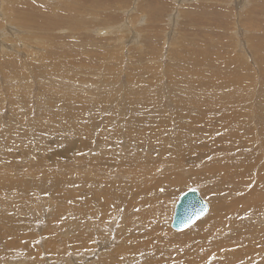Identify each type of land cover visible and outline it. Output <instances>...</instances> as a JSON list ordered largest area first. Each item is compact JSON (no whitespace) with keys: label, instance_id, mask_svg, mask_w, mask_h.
I'll list each match as a JSON object with an SVG mask.
<instances>
[{"label":"rangeland","instance_id":"374dc122","mask_svg":"<svg viewBox=\"0 0 264 264\" xmlns=\"http://www.w3.org/2000/svg\"><path fill=\"white\" fill-rule=\"evenodd\" d=\"M0 35V176L7 169L9 179L57 183L82 169L91 178L80 175L88 181L72 185L74 195L62 188L58 202L37 194L0 215L15 219L21 242L20 254L0 250V264L113 261L127 234L122 196L118 211L106 212L119 195L114 184H141L143 167L157 176H149L150 195L136 201L139 211L148 215L155 205L169 232L204 248L213 242L200 232L214 222L226 233L220 242L237 251L216 264H264V0H0ZM229 168L245 174L241 184L225 177ZM189 189L208 209L174 230L175 204ZM81 207L92 217L80 223L88 240L72 252L63 242L78 238L73 216ZM158 226L149 218L136 230L146 236ZM140 253H125L119 264H183L148 261V247ZM193 254V264H214Z\"/></svg>","mask_w":264,"mask_h":264},{"label":"bare ground","instance_id":"6f19581e","mask_svg":"<svg viewBox=\"0 0 264 264\" xmlns=\"http://www.w3.org/2000/svg\"><path fill=\"white\" fill-rule=\"evenodd\" d=\"M32 5V4H31ZM16 6V5H15ZM126 26V25H125ZM17 32V31H16ZM1 36V35H0ZM238 42V41H237ZM11 49V48H10ZM16 49V48H15ZM56 80V79H55ZM56 85V84H55ZM196 88V87H195ZM197 89V88H196ZM185 93V92H184ZM191 93V92H190ZM171 105V104H170ZM58 106V105H57ZM61 106V105H60ZM168 106V105H167ZM132 107V106H131ZM65 108V107H64ZM55 109V108H54ZM60 109V108H59ZM119 110V109H118ZM90 111V110H89ZM158 111V110H157ZM66 112V111H65ZM183 112V111H182ZM58 113V112H57ZM68 113V112H67ZM126 114V112H123ZM147 113H150L147 111ZM70 114V113H68ZM121 114V112H120ZM153 114V113H152ZM60 115V114H59ZM64 115V114H63ZM74 115V114H73ZM145 116V115H144ZM177 116V115H176ZM175 116V117H176ZM64 117V116H62ZM79 117V116H78ZM126 117V115H125ZM143 117V116H142ZM157 117V116H156ZM155 117V119H156ZM187 117V116H186ZM70 118V117H69ZM131 118V117H130ZM141 118V117H140ZM79 120V118H78ZM141 120V119H140ZM190 120V119H189ZM75 121V120H74ZM125 121V120H124ZM174 121V120H173ZM182 121V120H181ZM138 122V121H137ZM183 122V121H182ZM183 124V123H182ZM154 125V124H153ZM188 125V124H187ZM167 126V125H166ZM184 126V125H183ZM156 127V126H155ZM153 127V128H155ZM157 127H160V126H157ZM23 128V127H22ZM165 128V127H164ZM181 128V127H180ZM141 129V127H140ZM148 129V128H147ZM182 129V128H181ZM187 129V128H186ZM7 130V129H6ZM17 130V129H16ZM23 130V129H21ZM128 130V129H127ZM10 131V130H9ZM15 132V131H14ZM25 132V131H24ZM34 132V131H33ZM144 132V131H143ZM7 133V132H6ZM28 133V132H27ZM124 133V132H123ZM149 133V132H148ZM29 134V133H28ZM152 135V134H151ZM14 136V134H13ZM31 136L34 137V133L32 134L31 133ZM31 138V137H30ZM146 138V137H145ZM33 139V138H32ZM133 141V140H132ZM134 142V141H133ZM105 143V142H104ZM104 150V149H103ZM110 149H107L105 151H108ZM239 159V158H238ZM236 164V163H235ZM234 164V165H235ZM75 165V164H74ZM207 165V164H206ZM231 164H229L228 166H230ZM233 166V165H231ZM236 166V165H235ZM75 167V166H74ZM71 168V167H70ZM88 170H90L91 168H87ZM7 170V169H5ZM4 170V174L3 176L1 175L0 177V188L5 189L7 190V192L5 193V190H3V197L2 199H0V215H2L3 213L4 214H8L7 211H10L11 209H15V208H22V207H25L26 205H28V201H29V198H32V197H36L37 194L39 195H43V194H47L49 197L51 198H58V194L61 195V190L63 189H67L69 191H73L72 192V195H74L75 193V190L72 188H70L72 185L73 187L80 182L81 184L83 183V181H88L87 179H91L90 177L87 176V174L83 173L82 174V169H76L74 170V174L76 176H74L73 178H71L70 180L68 181H64V178H60V179H57V183H47V179L44 178V179H38V178H35V179H30V181H27L26 178L24 179H20V180H13L12 178H6L8 176H12L10 174H8L6 171ZM230 171V173H225V177L227 179H230V180H235L233 178H236V183L237 185L238 184H241L244 180L242 178H244L245 174L242 176V175H239L237 174L234 170H232L231 168L228 169ZM3 171V170H2ZM29 171V170H28ZM223 171V170H221ZM7 173V175H6ZM224 173V172H223ZM223 173L216 176V178H222L223 177ZM63 174V173H62ZM67 174V173H66ZM65 174V175H66ZM233 174V175H231ZM59 175V174H58ZM73 175V174H72ZM81 175V177H86L87 179L85 180H82L79 176ZM151 175H155L157 176V171L156 170H149L147 172V169L146 168H142V171H141V179H140V182L141 184H133V183H130V184H127L126 182H121V181H118L116 184H114V187H118V190H119V195H117L115 198H113L111 200V204L110 206L108 207V209L106 210V212L108 213H116L118 211V209H116L117 207V199L118 197H121V204H122V207L125 206L126 210L124 211V226H123V229L125 232H127L126 236H124V240H125V244L126 245H122L121 246H118L117 249L115 250L114 248V252L112 256H114V259L113 261H111V258H106L104 259V264H119L121 262V260H123L124 257V254L129 252L131 255L134 254L135 256H137L138 253L141 252V250L144 248V247H148L149 249L153 250V253L151 255H149L148 257H146L145 259L148 261L150 260H155V259H158V258H161V259H172V260H179V261H183V264H193V262H196L198 261V258L194 257L195 258V261L191 260L189 261V257H191L192 255H194L193 253H197L198 257L201 259V261H203L204 263H207V262H212L214 264L216 263H223L225 262L226 259H233L235 258V256L237 255V251H229L228 252V247H227V244L228 243H225V244H222L220 242V238L222 236H224L226 233L221 231L220 227L216 224H214V222L212 224H209V225H204L202 227L203 228H206L207 229V232H200V234H202L200 237L202 238L201 241L205 242V244L207 243H211L213 242L212 245H207L206 248L204 247H199L197 246L196 242L194 241V239L189 243V242H186V236L182 235V236H177L178 234H172L171 232H169V230L166 228L165 224H164V221H163V215H162V211L161 209L158 210V212L161 214L159 215H153L155 214L153 212V209H155V205H151V212L147 214H145L144 212H141L139 211V207L138 206H135V203L138 199H142L144 201V196L146 197L147 195L149 196L150 195V187L151 186V179L149 178V176ZM61 177V176H60ZM71 177V176H70ZM92 177V176H91ZM51 178V177H50ZM179 178V177H178ZM260 179V177H259ZM52 181L55 180V178H52L51 179ZM258 180V179H256ZM51 181V182H52ZM173 181L176 183V180L173 179ZM259 181V180H258ZM211 182V181H210ZM261 182V180H260ZM177 183L180 184L181 183V179H177ZM246 183V182H244ZM263 183V182H262ZM250 184V183H249ZM234 185V183H233ZM257 185V184H256ZM262 185V184H261ZM112 186V185H110ZM245 186V185H244ZM247 186V185H246ZM232 187V186H231ZM239 187V186H238ZM261 187H264V186H261ZM58 188H61V189H58ZM63 188V189H62ZM78 188V187H77ZM152 188L154 190H157V188L155 187V184H153ZM227 188V187H226ZM233 188V187H232ZM241 188V187H240ZM254 188V187H253ZM79 189V188H78ZM224 189V188H223ZM236 189V188H235ZM256 189V188H255ZM260 189V187H259ZM216 190V189H215ZM220 190V189H219ZM237 190V189H236ZM257 190V189H256ZM58 191V192H57ZM259 191V190H258ZM240 191H238L239 193ZM263 193V191H261ZM31 193V194H29ZM123 193H126V194H123ZM236 193V192H234ZM254 193V192H253ZM252 193V194H253ZM259 193V192H258ZM261 193V194H262ZM146 194V195H145ZM1 195V194H0ZM264 195V194H263ZM46 196V195H44ZM62 197H64V193L63 195H61ZM246 196H249L246 195ZM61 197V198H62ZM74 197V196H73ZM61 200V199H60ZM64 200V199H62ZM61 200V202H62ZM73 200V199H72ZM248 200V198H247ZM32 201V200H31ZM56 201V200H55ZM59 200L57 199V202ZM103 201H104V208L106 207L107 203L106 202V199L103 198ZM234 201V200H233ZM254 201H257V199H254ZM63 202H69V199L67 200H64ZM235 202V201H234ZM3 203V204H2ZM60 203V202H59ZM79 203V202H78ZM78 203H75L76 207L77 206H82V204H78ZM78 204V205H77ZM117 204V205H116ZM57 205V204H56ZM63 205V204H62ZM62 205H57V206H62ZM68 205V204H67ZM237 205V204H236ZM251 205V204H249ZM56 206V207H57ZM120 206V204H119ZM118 206V208H119ZM245 206V204H244ZM243 206V207H244ZM248 206V205H247ZM28 207V206H27ZM249 207V206H248ZM251 207V206H250ZM255 207V206H254ZM262 207V206H261ZM82 208L84 207H81L79 210L80 212H77L76 214H74L73 216V220H76V221H73V222H77L78 225L76 224L74 226V228H77L78 230V235L76 239H72V240H67L66 242H63L66 244V246H69L70 247V250L72 252H80L81 250L83 249H79L77 246H81L82 247V244L86 243L88 239L84 238V236H81L83 230L80 229L82 227L83 224H80L81 221H83L85 219V217H91V214L90 216H86L88 214H86L85 212L81 211ZM256 208V207H255ZM16 209V210H17ZM139 209V210H138ZM227 209V208H226ZM257 209V208H256ZM260 209V208H259ZM258 209V210H259ZM263 209V208H262ZM74 210V209H73ZM77 210V208H76ZM75 210V211H76ZM77 210V211H79ZM246 210V208H245ZM256 211V210H255ZM127 212V213H125ZM241 212V211H240ZM257 212V211H256ZM260 212V211H259ZM10 213V212H9ZM14 213V212H13ZM122 213V212H121ZM233 213V212H232ZM247 213V212H246ZM251 213H252V209H251ZM264 213V211H263ZM122 214V215H123ZM231 214V213H230ZM255 214V213H254ZM151 215V216H150ZM221 215V214H220ZM257 215V214H255ZM259 215V214H258ZM62 216H67V213L65 211H62L60 210L59 211V217H62ZM151 218V220H157L160 224V227L161 230H157L155 231L154 233H152L151 231L148 230V232L146 233V236H145V231L144 232H139L136 230V226L139 228V229H145L143 226L147 227L149 226V218ZM15 217V216H14ZM58 217V218H59ZM92 218V217H91ZM107 218V215H104V212L102 215H100V217L98 218L100 223L102 225H104V220ZM200 219V218H199ZM198 219V220H199ZM217 222H220L221 221V218L217 219L216 220ZM228 223V222H227ZM112 225V223H111ZM109 226V225H108ZM3 227V229H2ZM17 228H18V223L15 222V219H11V221L9 220L8 221V218H0V250L2 251V248L9 250V255H15V254H18L19 252V243L20 240L18 241L16 238L18 237L15 233L17 231ZM151 228V227H150ZM155 229V226L153 228H151V230H154ZM113 230V229H112ZM131 230V233L128 234V231ZM111 231V230H110ZM137 232H139L138 234H136ZM5 233L7 235H5ZM232 235V234H231ZM239 235V234H238ZM241 235V234H240ZM9 236V237H8ZM242 236V235H241ZM32 237V236H31ZM230 237V236H229ZM243 237V236H242ZM241 237V238H242ZM224 238V237H223ZM19 239V238H18ZM191 239V238H190ZM189 239V241H190ZM237 239V238H236ZM240 239V238H239ZM250 239V238H249ZM229 240V239H228ZM242 240H244L242 238ZM200 241V242H201ZM236 241V240H235ZM252 241V240H251ZM113 241L111 240L110 243H112ZM238 243H240L239 241H237ZM62 243V246L64 247V244ZM106 243V242H105ZM104 243V245H105ZM108 243V244H110ZM116 243V242H114ZM101 244V243H100ZM107 244V243H106ZM107 244V245H108ZM232 244V243H230ZM229 244V245H230ZM234 244V243H233ZM237 244V243H236ZM117 245V244H116ZM188 245H190L188 247ZM241 245V244H240ZM49 246V245H48ZM47 246V247H48ZM51 246V245H50ZM179 246V247H178ZM109 247V246H108ZM167 248V247H170L173 249V253L172 255L168 256L167 257V254L165 251H163V248ZM177 247L178 248H183L184 250L182 251V254H183V257L185 259L184 260H180L179 257L181 258V256L178 255V252H177ZM239 247V246H238ZM65 248V247H64ZM68 248V247H67ZM105 248V247H104ZM235 249V248H233ZM40 250V249H39ZM74 250V251H73ZM197 250V251H196ZM203 250H206V251H203ZM215 250H218L217 252ZM224 250V253L223 255L222 254H219L220 252H222ZM145 251V250H144ZM179 251V250H178ZM203 251V252H201ZM51 252V251H50ZM61 252V251H60ZM60 252H52V254L54 255V258H58V254ZM201 252V253H200ZM21 252H19L20 254ZM31 253V252H30ZM62 253V252H61ZM200 253V254H199ZM141 254V253H140ZM52 255V256H53ZM60 255V254H59ZM239 255V253H238ZM111 256V257H112ZM145 256V255H144ZM173 256H175V258H173ZM138 257V256H137ZM207 257H209V260L207 259ZM256 257V256H255ZM188 258V259H187ZM237 259V258H236ZM99 260V259H98ZM159 261V260H158ZM157 261V262H158ZM189 261V262H188ZM235 261V259L233 260ZM232 261V263H233ZM238 261V260H237ZM12 262V261H11ZM163 262V261H162ZM165 262V260H164ZM8 263V262H7ZM147 263V262H146ZM151 263V262H150ZM167 263V262H166ZM14 264V263H13ZM125 264V263H124ZM155 264V262H154ZM161 264V261L160 263ZM165 264V263H164Z\"/></svg>","mask_w":264,"mask_h":264},{"label":"water","instance_id":"95a60500","mask_svg":"<svg viewBox=\"0 0 264 264\" xmlns=\"http://www.w3.org/2000/svg\"><path fill=\"white\" fill-rule=\"evenodd\" d=\"M208 205L196 189L183 192L174 207L171 228L184 230L201 218L207 211ZM79 264V263H73Z\"/></svg>","mask_w":264,"mask_h":264}]
</instances>
